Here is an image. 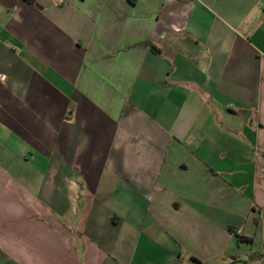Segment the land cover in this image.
I'll use <instances>...</instances> for the list:
<instances>
[{
  "label": "crops",
  "instance_id": "obj_1",
  "mask_svg": "<svg viewBox=\"0 0 264 264\" xmlns=\"http://www.w3.org/2000/svg\"><path fill=\"white\" fill-rule=\"evenodd\" d=\"M0 264H264V0H0Z\"/></svg>",
  "mask_w": 264,
  "mask_h": 264
},
{
  "label": "built area",
  "instance_id": "obj_2",
  "mask_svg": "<svg viewBox=\"0 0 264 264\" xmlns=\"http://www.w3.org/2000/svg\"><path fill=\"white\" fill-rule=\"evenodd\" d=\"M54 1L58 3L60 2V0H54ZM6 80L7 77L4 74L0 73V83H4Z\"/></svg>",
  "mask_w": 264,
  "mask_h": 264
}]
</instances>
